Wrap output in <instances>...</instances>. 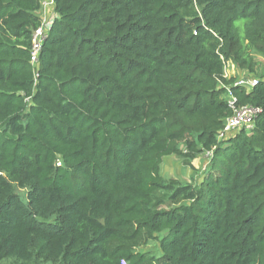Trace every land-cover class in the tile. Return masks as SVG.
I'll use <instances>...</instances> for the list:
<instances>
[{"label": "trees", "instance_id": "obj_1", "mask_svg": "<svg viewBox=\"0 0 264 264\" xmlns=\"http://www.w3.org/2000/svg\"><path fill=\"white\" fill-rule=\"evenodd\" d=\"M43 1L0 0V264H264V80L224 63L256 74L264 0H53L33 66ZM228 89L260 112L220 139Z\"/></svg>", "mask_w": 264, "mask_h": 264}, {"label": "built area", "instance_id": "obj_2", "mask_svg": "<svg viewBox=\"0 0 264 264\" xmlns=\"http://www.w3.org/2000/svg\"><path fill=\"white\" fill-rule=\"evenodd\" d=\"M53 4H54L53 0H44L42 2V10L40 12V17L42 18L41 25L34 31L32 36L30 60L33 66H37V64L39 63V58L41 55L43 43L47 39V32L50 28V25L54 17ZM224 63L226 68L225 75L226 77H230L228 75V71L231 70L232 76L236 77L235 85L242 86L249 91L255 85H257L258 83L257 78H253L251 75L245 72H240L234 66V64H232L229 61H224ZM226 101L233 112L232 115L228 117L225 121L224 128L222 129V132L219 136L220 139H223L225 136H229L238 131L251 130L253 128L256 116L260 112L259 109L251 106H239L238 99L230 89H228V95L226 96Z\"/></svg>", "mask_w": 264, "mask_h": 264}, {"label": "rangeland", "instance_id": "obj_3", "mask_svg": "<svg viewBox=\"0 0 264 264\" xmlns=\"http://www.w3.org/2000/svg\"><path fill=\"white\" fill-rule=\"evenodd\" d=\"M257 71L255 75H251L253 78H258L264 80V58L257 56ZM228 75L232 76V71H228ZM206 164V157H200L196 159L193 163V167L183 166L175 156H169L164 159L161 165V174L167 179H179L185 183H191L194 179H198L201 176V172ZM149 248L155 251L156 255H159L156 245L153 243L150 246L145 247L143 250L147 251Z\"/></svg>", "mask_w": 264, "mask_h": 264}]
</instances>
